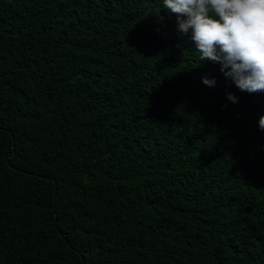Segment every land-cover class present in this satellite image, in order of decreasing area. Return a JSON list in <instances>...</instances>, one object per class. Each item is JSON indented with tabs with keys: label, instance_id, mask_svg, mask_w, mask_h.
Returning a JSON list of instances; mask_svg holds the SVG:
<instances>
[{
	"label": "trees",
	"instance_id": "16d2710c",
	"mask_svg": "<svg viewBox=\"0 0 264 264\" xmlns=\"http://www.w3.org/2000/svg\"><path fill=\"white\" fill-rule=\"evenodd\" d=\"M160 3L0 0V264H264V92Z\"/></svg>",
	"mask_w": 264,
	"mask_h": 264
},
{
	"label": "clouds",
	"instance_id": "9594fccd",
	"mask_svg": "<svg viewBox=\"0 0 264 264\" xmlns=\"http://www.w3.org/2000/svg\"><path fill=\"white\" fill-rule=\"evenodd\" d=\"M161 5L176 16L178 31L191 33L199 60L218 63L242 92H264V0H161ZM203 83L214 86L215 80ZM228 99L238 102L233 94ZM259 127L264 130V115Z\"/></svg>",
	"mask_w": 264,
	"mask_h": 264
}]
</instances>
